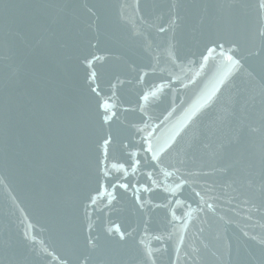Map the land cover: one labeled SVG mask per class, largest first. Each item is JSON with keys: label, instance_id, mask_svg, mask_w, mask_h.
<instances>
[{"label": "water", "instance_id": "95a60500", "mask_svg": "<svg viewBox=\"0 0 264 264\" xmlns=\"http://www.w3.org/2000/svg\"><path fill=\"white\" fill-rule=\"evenodd\" d=\"M262 32L260 0H0V264H264Z\"/></svg>", "mask_w": 264, "mask_h": 264}, {"label": "snow or ice", "instance_id": "6c2138e0", "mask_svg": "<svg viewBox=\"0 0 264 264\" xmlns=\"http://www.w3.org/2000/svg\"><path fill=\"white\" fill-rule=\"evenodd\" d=\"M260 3H261V7H264V0H260ZM261 35H264V32H262ZM217 47L223 49L224 46L221 44V45H218ZM211 51H212V50L210 49V50H209V54L211 53ZM229 52H231V49H229ZM224 54H225L224 52H221V53H220V55H224ZM205 59H207V57H205ZM227 59H228L229 61H233V60H234V57H233L231 54H229V55H227ZM234 62H235V63H239V61H234ZM105 103H106V102H105ZM105 111H106V110H105ZM104 119H105V120L109 119V117L107 116V114H105ZM138 131L143 132L144 129H138ZM142 140L144 141V143H143V145H142V147H143V149H144V152H145V153H150V152H152L153 149H152V147H151V143H150V139H149V137H148V136H143V137H142ZM109 141H110V138H108V139L105 140V142H104V143H105V146L109 143ZM153 159H155V156H153ZM135 163L138 164L139 161L137 160V161H135ZM182 184H183V182H182ZM182 184H181V186H182ZM174 195H175V194H174ZM176 203H177V204L180 203L178 199H177ZM116 231L119 232V228H118V227H117ZM120 236H121V238H123L124 233L121 232V233H120ZM261 243H264V241H261Z\"/></svg>", "mask_w": 264, "mask_h": 264}]
</instances>
